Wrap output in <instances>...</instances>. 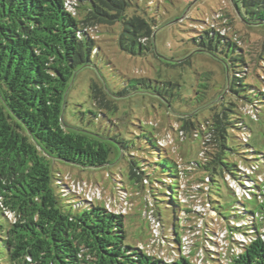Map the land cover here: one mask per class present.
<instances>
[{
	"label": "trees",
	"instance_id": "trees-1",
	"mask_svg": "<svg viewBox=\"0 0 264 264\" xmlns=\"http://www.w3.org/2000/svg\"><path fill=\"white\" fill-rule=\"evenodd\" d=\"M162 1L0 0V247L7 264H264V152L250 144L253 129L243 118L261 119L264 90H257L260 97L239 95L236 87L245 86L241 81L250 70L244 58L238 59L240 54L223 67L227 73L225 94L219 102L212 99L206 103L210 115L199 130L205 143L198 151L202 157L189 161L205 175L200 180L210 189L207 208L215 212L232 237L228 253L208 255L205 261L197 262L183 251L168 261L133 246L126 242L125 215L87 199L53 167V162L60 160L83 168H102L112 162L114 151L128 155V176L146 182L148 199L163 228L165 220L158 202L173 207L175 218L166 239L172 248L179 245L184 233L180 229L187 227L184 222L193 221L199 212L182 201L185 169L179 168L163 145L157 141L156 147L141 133L138 137L147 140L158 159H164L158 170V162L153 166L144 157H137L135 143L121 132L124 96L139 89L167 99L165 94L152 89L149 79H136L114 92L92 81L90 100L95 109L88 110L86 125L70 123L65 116L67 93L76 72L91 66L93 55L101 49L95 37L98 28L117 35L125 53H153L157 21L147 8L156 3L159 10ZM231 1L243 21L264 23V0ZM199 30L193 38L197 50L215 53L221 45L235 54L243 51L214 23ZM238 60L242 70L235 67ZM260 77L264 80L263 75ZM229 93L238 96L241 104L233 97L226 100ZM93 119L109 130L92 128ZM188 124L184 128L189 130ZM230 138L243 147L241 153L230 145ZM237 154L241 156L239 162L230 159ZM168 160L173 162L171 166ZM156 172L160 176L167 172V176L161 181ZM219 177L236 197L229 213L211 196ZM231 183L247 189V195L237 193ZM161 186L168 188L162 193L164 199L157 196ZM245 200H256L257 207L248 209ZM238 235L244 236L243 240Z\"/></svg>",
	"mask_w": 264,
	"mask_h": 264
},
{
	"label": "rangeland",
	"instance_id": "rangeland-1",
	"mask_svg": "<svg viewBox=\"0 0 264 264\" xmlns=\"http://www.w3.org/2000/svg\"><path fill=\"white\" fill-rule=\"evenodd\" d=\"M141 3L146 5V2ZM153 5L147 9L149 16L157 21L155 51L138 56L125 53L118 45L117 35L106 28H98L100 32H95V37L101 49L93 55L91 66L76 72L67 93L65 116L70 123L86 125L90 119L88 110L95 109L90 100L92 81L101 82L108 92H114L129 87L136 79H149L152 89L157 88L165 94L167 99L154 95L151 90L139 89V92L130 91L124 96L120 105V116L124 117L121 132L135 143L137 157H144L153 166L164 160L158 159V153L148 146L145 138L138 137L143 133L151 138L156 147L157 141L163 145L170 158L179 164V168L185 169L181 180L184 190L182 201L187 207L199 212L194 215L193 221L184 222L187 226L185 229H180L184 233L181 234L179 245L175 246L179 250L172 248L166 239L168 227L175 218L173 207L158 202L165 220L166 227L163 228L148 199L146 182L128 176V155L123 157L119 151H114L112 162L102 168H83L60 160H55L53 167L86 198L94 199L96 204L100 202L125 215L127 243L166 259L177 257L174 253L180 255L184 251L187 257L203 262L208 255L219 257L221 253H228L232 237L226 234V225L215 212L207 208V193L210 189L200 180L205 175L189 161L202 157L198 151L201 152L205 143L202 142L204 136L199 130L210 115L206 103L212 99L219 102L218 99L225 94L227 73L223 67L227 61L231 63V59L240 54L238 59L244 58L249 65L246 68L250 70L241 81L245 86L236 87L239 95L260 97L257 90H264V80L260 77H264V23L249 24L243 21L231 0H165L160 2L159 10L156 9V3ZM212 23L221 34L236 41L243 51L235 54L233 49L228 51L221 45L215 53L197 50L193 38L199 35L202 26L209 27ZM238 62H234L235 67L242 70L243 66L238 65ZM246 86L256 90L245 89ZM231 97V93L226 94V100ZM233 100L240 103L236 95ZM243 118L253 129L250 144L264 152V113L259 121L247 116ZM186 122L189 123V130L184 128ZM91 127L102 132L109 130L95 119ZM229 143L237 152L243 151V147L236 145L231 138ZM151 151L154 152L150 154ZM230 159L239 162L241 156L233 155ZM168 163L169 166L173 164L170 160ZM155 174L161 181L167 176V172L166 176H160L158 172ZM245 185L249 186V183L245 182ZM239 189L247 194V189L240 186ZM158 191L161 193L157 195L159 199L166 198L162 193L168 191L167 187L161 186ZM211 196L222 203L226 213L233 211L236 197L224 178H218ZM177 199L175 193L178 202ZM245 205L253 209L257 207V201L245 200ZM172 237L170 234L169 238ZM237 237L244 238L242 235ZM3 255L0 247V264H7L8 260Z\"/></svg>",
	"mask_w": 264,
	"mask_h": 264
},
{
	"label": "built area",
	"instance_id": "built-area-1",
	"mask_svg": "<svg viewBox=\"0 0 264 264\" xmlns=\"http://www.w3.org/2000/svg\"><path fill=\"white\" fill-rule=\"evenodd\" d=\"M249 172V171H248ZM247 172V173H248ZM250 185V184H249ZM232 186H234V188L236 189V191H237V193H239V194H244V192H241L240 191V189H239V186L238 185H235L234 183H233V185ZM73 187L75 188V186L73 185ZM76 189V188H75ZM77 190V189H76ZM78 191V190H77ZM78 192H80V191H78ZM241 192V193H240ZM81 193V192H80ZM247 195V194H246ZM88 199V198H87ZM89 200H91V201H94V199H89ZM160 228V227H159ZM226 234H227V231H226ZM241 236V235H240ZM239 239H241V240H243V238H240V237H238ZM168 261H171V259H167Z\"/></svg>",
	"mask_w": 264,
	"mask_h": 264
}]
</instances>
